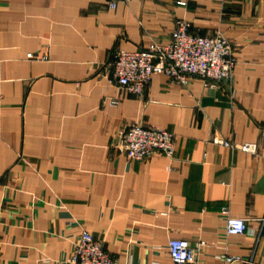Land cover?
I'll return each mask as SVG.
<instances>
[{
  "label": "crops",
  "instance_id": "crops-1",
  "mask_svg": "<svg viewBox=\"0 0 264 264\" xmlns=\"http://www.w3.org/2000/svg\"><path fill=\"white\" fill-rule=\"evenodd\" d=\"M177 19L235 45L229 83L154 74L133 95L100 77ZM133 122L171 131L172 159L119 152ZM82 229L118 264H171L172 238L202 242V264H264V0H0V264H67Z\"/></svg>",
  "mask_w": 264,
  "mask_h": 264
},
{
  "label": "built area",
  "instance_id": "built-area-1",
  "mask_svg": "<svg viewBox=\"0 0 264 264\" xmlns=\"http://www.w3.org/2000/svg\"><path fill=\"white\" fill-rule=\"evenodd\" d=\"M180 5L185 2L179 1ZM110 6L114 5L110 3ZM29 59H45V55L28 53ZM235 45L220 33L198 35L190 31V24L177 19L167 44L149 43L145 48L135 51L116 49L112 59L106 63L100 77L109 84L129 94L139 95L154 74H164L171 81L186 85L192 77L201 79L203 85L217 86L228 83L236 65ZM116 104V100H110ZM217 144L254 152V143L236 144L220 137H213ZM128 159L145 160L155 153L172 159L174 135L160 127L145 126L140 122L127 124L118 135L115 145ZM221 215L225 221L228 235H238L246 230L245 220L229 215L227 207H222ZM199 242L192 246L186 239L172 238L167 242L171 264H202L196 259ZM218 264H234L241 258L234 255H219ZM69 264H117L104 251L101 241L83 230L73 244Z\"/></svg>",
  "mask_w": 264,
  "mask_h": 264
},
{
  "label": "rangeland",
  "instance_id": "rangeland-1",
  "mask_svg": "<svg viewBox=\"0 0 264 264\" xmlns=\"http://www.w3.org/2000/svg\"><path fill=\"white\" fill-rule=\"evenodd\" d=\"M224 37H225V36H224ZM228 83H229V82H228ZM83 230H85V229H82L81 232H82ZM81 232H80V233H81ZM80 233H79V235H80ZM92 234H93V233H92ZM79 235H78V236H79ZM77 238H78V237H77ZM77 238H76V239H77ZM95 238L98 239L97 237H95ZM98 240H99V239H98ZM75 241H76V240H75ZM75 241H74V242H75ZM99 241H101V240H99ZM101 243H102V241H101ZM73 244H74V243H73ZM102 245H103V243H102ZM72 247H73V245H72ZM103 249H104V246H103ZM71 251H72V248H71ZM71 251H70V253H69V257H70ZM104 251H105V249H104ZM105 252H106V251H105ZM107 254H108V253H107ZM108 255H109V254H108ZM109 256H110V255H109ZM69 257H68V259H69ZM110 257H111V256H110ZM111 258L114 259L113 257H111ZM114 260H115V259H114ZM115 261H116V260H115ZM116 263H117V261H116ZM67 264H69V263H68V260H67ZM117 264H118V263H117Z\"/></svg>",
  "mask_w": 264,
  "mask_h": 264
}]
</instances>
